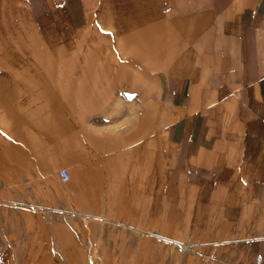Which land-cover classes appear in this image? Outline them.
Masks as SVG:
<instances>
[{"label":"crops","instance_id":"obj_1","mask_svg":"<svg viewBox=\"0 0 264 264\" xmlns=\"http://www.w3.org/2000/svg\"><path fill=\"white\" fill-rule=\"evenodd\" d=\"M0 201L99 264H264V0H0Z\"/></svg>","mask_w":264,"mask_h":264},{"label":"rangeland","instance_id":"obj_2","mask_svg":"<svg viewBox=\"0 0 264 264\" xmlns=\"http://www.w3.org/2000/svg\"><path fill=\"white\" fill-rule=\"evenodd\" d=\"M58 188L67 192V183L57 179ZM52 203V193H45ZM20 203L0 201V264H99L87 250L83 228L70 225L66 211L46 207L43 217L22 218Z\"/></svg>","mask_w":264,"mask_h":264},{"label":"built area","instance_id":"obj_3","mask_svg":"<svg viewBox=\"0 0 264 264\" xmlns=\"http://www.w3.org/2000/svg\"><path fill=\"white\" fill-rule=\"evenodd\" d=\"M59 174H60V178H61L62 181L65 182V181H67L69 179V173H68L67 170L63 169V170L60 171Z\"/></svg>","mask_w":264,"mask_h":264}]
</instances>
